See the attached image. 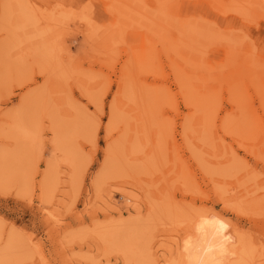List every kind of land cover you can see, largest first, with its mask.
Here are the masks:
<instances>
[{
  "label": "rangeland",
  "instance_id": "obj_1",
  "mask_svg": "<svg viewBox=\"0 0 264 264\" xmlns=\"http://www.w3.org/2000/svg\"><path fill=\"white\" fill-rule=\"evenodd\" d=\"M0 255L264 264V0H0Z\"/></svg>",
  "mask_w": 264,
  "mask_h": 264
},
{
  "label": "bare ground",
  "instance_id": "obj_2",
  "mask_svg": "<svg viewBox=\"0 0 264 264\" xmlns=\"http://www.w3.org/2000/svg\"><path fill=\"white\" fill-rule=\"evenodd\" d=\"M216 229V228H215ZM217 230V229H216ZM206 239V238H205ZM204 244L201 246L202 247V250H206L208 247H209V240L206 239L205 241H203ZM197 248V247H196ZM198 251V249H197ZM0 258H1V255H0Z\"/></svg>",
  "mask_w": 264,
  "mask_h": 264
}]
</instances>
